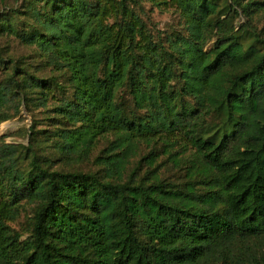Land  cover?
Wrapping results in <instances>:
<instances>
[{
    "label": "trees",
    "instance_id": "1",
    "mask_svg": "<svg viewBox=\"0 0 264 264\" xmlns=\"http://www.w3.org/2000/svg\"><path fill=\"white\" fill-rule=\"evenodd\" d=\"M144 4L177 28L158 30ZM261 21L264 0L0 13V124L49 101L54 121L35 144L0 139V264H264ZM86 163L101 174L68 169Z\"/></svg>",
    "mask_w": 264,
    "mask_h": 264
},
{
    "label": "rangeland",
    "instance_id": "2",
    "mask_svg": "<svg viewBox=\"0 0 264 264\" xmlns=\"http://www.w3.org/2000/svg\"><path fill=\"white\" fill-rule=\"evenodd\" d=\"M13 6H15V0H0V13L6 9L12 8ZM144 7L152 23L158 30L170 32V30L177 28L179 19L173 10L159 11L155 8H151L149 4H144ZM242 22L243 19H237L236 25H239ZM263 23L264 21L260 22L261 25ZM19 53L26 55L27 51L19 48ZM42 76H49V73L46 71V74H43ZM52 104L53 103L49 101L46 108L38 107L36 104H30L27 108L22 107L21 112L17 117L0 124V139H2L5 143L13 145L28 146L30 143L35 144L33 141L34 139H40L45 136V134L42 135L43 130L46 132L53 131L54 121L48 120L49 118H52V114L48 113L51 107H53ZM103 146L104 142L97 145L93 152V157L99 153ZM34 150L37 154H48V156L53 154V151H51L50 148H46L45 145H35ZM77 167L79 168L71 169L68 167V169H78L85 172H97L101 174L98 170L99 168L91 163H86ZM28 226V217L24 214L21 215L14 224H12V227L18 232H25L29 228Z\"/></svg>",
    "mask_w": 264,
    "mask_h": 264
}]
</instances>
